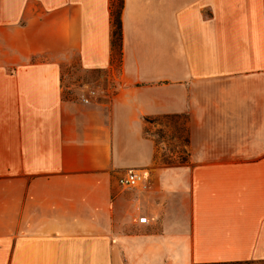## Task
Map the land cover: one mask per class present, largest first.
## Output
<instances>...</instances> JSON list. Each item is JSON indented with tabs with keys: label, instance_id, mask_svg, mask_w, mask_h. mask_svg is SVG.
I'll return each instance as SVG.
<instances>
[{
	"label": "crops",
	"instance_id": "obj_1",
	"mask_svg": "<svg viewBox=\"0 0 264 264\" xmlns=\"http://www.w3.org/2000/svg\"><path fill=\"white\" fill-rule=\"evenodd\" d=\"M111 5L0 0V264L264 260V150L233 138L247 121L220 92L251 28L235 12L251 0H124L118 64ZM73 64L116 87L66 99ZM173 116L192 150L176 165L158 160L146 129ZM129 169L146 189H121Z\"/></svg>",
	"mask_w": 264,
	"mask_h": 264
},
{
	"label": "rangeland",
	"instance_id": "obj_2",
	"mask_svg": "<svg viewBox=\"0 0 264 264\" xmlns=\"http://www.w3.org/2000/svg\"><path fill=\"white\" fill-rule=\"evenodd\" d=\"M251 3V8L245 13V10L240 9L235 12L236 22H246L251 28H246L249 32L246 33L248 40L236 44L239 58L233 66L232 74L222 76L227 80L222 83L220 92L221 101L229 107L232 119L240 121L244 118L247 121L244 126L240 122L233 125V138H237L242 143L243 150H264V0H251ZM118 57L116 50V64ZM104 75L100 71L83 70L78 64L64 66L62 69L64 97L72 100L103 99L116 87L114 83H108ZM5 114L7 112L4 108H0V115ZM146 129L154 137L159 161L170 165L190 161L192 150L187 149L188 134L185 118L181 116L162 118L155 126L148 125ZM4 131L5 124L0 123V133ZM243 135L247 136L245 143L242 139ZM130 170H123L120 175ZM143 189H146L144 183L141 187L124 189V191L133 193ZM142 215H144L143 211H139V217ZM182 221L184 220L181 218H173L169 219L166 225L179 229ZM148 225L161 226L159 223H152V220ZM172 264L182 263L174 257ZM240 264H264V260Z\"/></svg>",
	"mask_w": 264,
	"mask_h": 264
},
{
	"label": "trees",
	"instance_id": "obj_3",
	"mask_svg": "<svg viewBox=\"0 0 264 264\" xmlns=\"http://www.w3.org/2000/svg\"><path fill=\"white\" fill-rule=\"evenodd\" d=\"M111 15L113 21V41L112 46L114 50H117L119 56L122 55V10L124 0H111ZM238 264V263H237Z\"/></svg>",
	"mask_w": 264,
	"mask_h": 264
},
{
	"label": "built area",
	"instance_id": "obj_4",
	"mask_svg": "<svg viewBox=\"0 0 264 264\" xmlns=\"http://www.w3.org/2000/svg\"><path fill=\"white\" fill-rule=\"evenodd\" d=\"M145 181V176L142 172L137 170H130L120 175L118 178V184L124 189H135L141 187ZM140 223L146 224L148 222L146 217H141L139 219Z\"/></svg>",
	"mask_w": 264,
	"mask_h": 264
}]
</instances>
